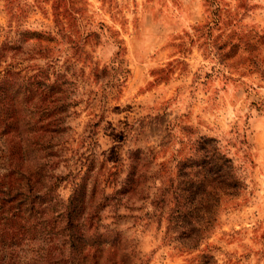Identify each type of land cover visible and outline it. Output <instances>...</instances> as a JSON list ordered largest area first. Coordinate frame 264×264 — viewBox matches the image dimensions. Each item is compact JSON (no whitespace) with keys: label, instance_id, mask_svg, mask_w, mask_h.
Masks as SVG:
<instances>
[{"label":"rangeland","instance_id":"374dc122","mask_svg":"<svg viewBox=\"0 0 264 264\" xmlns=\"http://www.w3.org/2000/svg\"><path fill=\"white\" fill-rule=\"evenodd\" d=\"M19 36L47 50L13 61L64 82L53 194L77 185L84 212L107 199L118 234L98 264H264V0H0V41ZM199 148L229 159L237 187L198 209L190 245L175 216L192 207L152 200L177 193L175 165ZM134 173L141 193L114 210Z\"/></svg>","mask_w":264,"mask_h":264},{"label":"trees","instance_id":"16d2710c","mask_svg":"<svg viewBox=\"0 0 264 264\" xmlns=\"http://www.w3.org/2000/svg\"><path fill=\"white\" fill-rule=\"evenodd\" d=\"M34 45L20 36L0 41V264H98L99 246L107 243L103 238L109 236L111 241L118 232L101 223L105 197L84 212L76 184L64 202L53 194L62 180L55 171L57 132L67 105L61 104L64 82L60 74L50 80L43 69L24 72L13 61L18 53L24 60L32 56L28 55L31 51L43 55L47 50L37 46L33 51ZM175 168L177 193L170 196L169 182L152 201L192 207L175 216L181 237L192 245L208 225L207 219L197 215L198 209L215 205L217 199H212L219 193L235 194L237 182L229 159L216 148H199L194 157L177 162ZM140 178L142 174L136 177L134 173L129 188L124 184L113 191L114 210L120 206V195L141 193Z\"/></svg>","mask_w":264,"mask_h":264}]
</instances>
